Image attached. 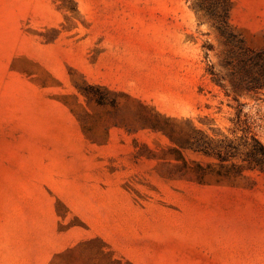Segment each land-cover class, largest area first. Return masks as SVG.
I'll return each mask as SVG.
<instances>
[{
	"label": "rangeland",
	"instance_id": "374dc122",
	"mask_svg": "<svg viewBox=\"0 0 264 264\" xmlns=\"http://www.w3.org/2000/svg\"><path fill=\"white\" fill-rule=\"evenodd\" d=\"M261 59L264 0H0V264H264Z\"/></svg>",
	"mask_w": 264,
	"mask_h": 264
},
{
	"label": "trees",
	"instance_id": "16d2710c",
	"mask_svg": "<svg viewBox=\"0 0 264 264\" xmlns=\"http://www.w3.org/2000/svg\"><path fill=\"white\" fill-rule=\"evenodd\" d=\"M259 57V56H258ZM262 63H259L258 61H252V68L258 69V77L253 78L251 89L253 90H262L264 89V59H261ZM241 109H237V117L240 118ZM251 142L246 143V152L244 154L243 161L247 162L249 166L252 168H256L260 170L261 172H264V146L253 136H251ZM229 151L235 150L237 151V148L233 147L232 144H228ZM194 151L200 152L203 151V149H200V147H195ZM230 157H232L230 155ZM219 158L221 161H227L228 159L222 158L219 155Z\"/></svg>",
	"mask_w": 264,
	"mask_h": 264
}]
</instances>
